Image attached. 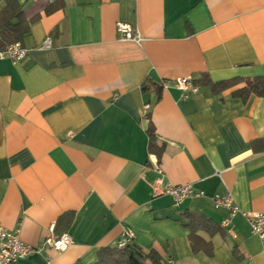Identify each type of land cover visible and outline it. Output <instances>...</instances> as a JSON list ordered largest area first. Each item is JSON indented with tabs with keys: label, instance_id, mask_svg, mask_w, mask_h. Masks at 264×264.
I'll return each instance as SVG.
<instances>
[{
	"label": "crops",
	"instance_id": "0c3cea01",
	"mask_svg": "<svg viewBox=\"0 0 264 264\" xmlns=\"http://www.w3.org/2000/svg\"><path fill=\"white\" fill-rule=\"evenodd\" d=\"M12 1L32 21L25 60L0 61V226L40 248L15 264H94L125 229L163 264H264L246 220L232 219V238L212 202L230 194L264 213V96L233 95L264 78V0ZM117 22L141 44L121 40ZM186 76L199 91L183 100L174 82ZM153 161L164 183L204 195L176 207L153 197ZM188 225L211 256L192 250ZM50 229L71 245L42 247Z\"/></svg>",
	"mask_w": 264,
	"mask_h": 264
},
{
	"label": "built area",
	"instance_id": "2783aa9c",
	"mask_svg": "<svg viewBox=\"0 0 264 264\" xmlns=\"http://www.w3.org/2000/svg\"><path fill=\"white\" fill-rule=\"evenodd\" d=\"M115 30L120 35L121 40L131 41L138 45L143 39L138 31L134 30L129 24L117 22ZM51 42L47 38L43 42V49H49ZM27 50L20 42L12 43L4 49H0V61L8 60L12 63H20L25 60ZM174 87L179 91L183 100L188 99L191 95L197 94L199 87L194 83L190 76L177 78L174 82ZM148 106L146 107V109ZM155 171L160 175L151 184V191L153 197L169 196L172 199L173 206L181 205L185 200L190 198L202 197L204 194L201 191H196L191 185H173L171 183H164L162 180V172L156 161H153ZM213 206L216 209H223L227 212L226 216L221 220L220 226L225 232L235 238V232L232 226V219L236 215H241L250 227L253 235L257 236L259 240L264 243V213L259 212H244L233 201L230 194L224 196L214 195L212 197ZM135 234L130 229H125L116 243L117 249H124L132 246ZM72 243L68 234H61L55 236L50 229L49 233L42 240V247L51 248L56 252H62L67 249ZM36 248L21 242L19 238V230H6L0 226V264H15L19 260L28 255L39 251ZM264 253V248H263Z\"/></svg>",
	"mask_w": 264,
	"mask_h": 264
},
{
	"label": "trees",
	"instance_id": "16d2710c",
	"mask_svg": "<svg viewBox=\"0 0 264 264\" xmlns=\"http://www.w3.org/2000/svg\"><path fill=\"white\" fill-rule=\"evenodd\" d=\"M4 4L0 8V49L6 46L21 42L28 34L29 23L24 14L21 12L18 4L12 0H3ZM60 0H55V2ZM54 7H47L45 11L48 13ZM238 80L224 81L217 84H211V89L218 92L223 89L235 85ZM254 94L259 97L264 96V78L256 77L251 80L243 81L239 89L233 91L234 96H238L245 100L249 95ZM149 134V151L160 157L161 148L155 144L152 131L148 129ZM188 219L197 221V223L208 224L203 216L196 213H189L186 215ZM192 224V223H190ZM202 224V225H203ZM203 225V226H204ZM191 225H188L189 228ZM202 226V227H203ZM208 229V227L204 226ZM190 233L188 239L191 248L194 252L203 250L208 256L212 254V245L210 242L204 241L196 234V228L193 226L189 228ZM94 264H163V260L155 249L142 250L136 246H128L124 249H117L116 247H103L97 251V260Z\"/></svg>",
	"mask_w": 264,
	"mask_h": 264
}]
</instances>
